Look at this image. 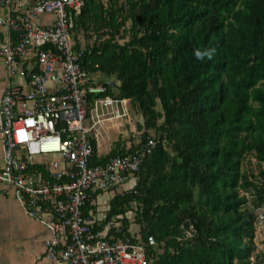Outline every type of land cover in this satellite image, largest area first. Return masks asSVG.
I'll return each instance as SVG.
<instances>
[{
  "label": "trees",
  "instance_id": "obj_1",
  "mask_svg": "<svg viewBox=\"0 0 264 264\" xmlns=\"http://www.w3.org/2000/svg\"><path fill=\"white\" fill-rule=\"evenodd\" d=\"M73 32L83 68L116 77L138 129L170 145L95 229L115 219L131 236L135 209L142 239H156L150 264H264V0H84Z\"/></svg>",
  "mask_w": 264,
  "mask_h": 264
},
{
  "label": "built area",
  "instance_id": "obj_2",
  "mask_svg": "<svg viewBox=\"0 0 264 264\" xmlns=\"http://www.w3.org/2000/svg\"><path fill=\"white\" fill-rule=\"evenodd\" d=\"M84 0H0V25L9 38L0 63L9 84L0 100L3 165L0 186L25 213L50 232L47 259L57 264H150L156 239L123 234L112 219L103 228L83 209L101 192L115 191L135 176L166 140L138 129L126 156L100 160L103 132L131 124V102L120 82L83 68L76 49L73 17ZM43 18V20H42ZM16 35V40L12 39ZM141 123V122H140ZM110 152V151H109ZM249 206H251L249 204ZM264 227V207L254 210Z\"/></svg>",
  "mask_w": 264,
  "mask_h": 264
},
{
  "label": "crops",
  "instance_id": "obj_3",
  "mask_svg": "<svg viewBox=\"0 0 264 264\" xmlns=\"http://www.w3.org/2000/svg\"><path fill=\"white\" fill-rule=\"evenodd\" d=\"M0 14L6 16L8 11L1 9ZM16 40V35L12 34ZM5 27L0 25V46L7 41ZM9 84L5 67L0 63V100ZM111 151V150H110ZM3 165V150L0 141V168ZM96 210L90 212L97 226H102L105 219L107 202L98 203ZM105 206L106 208H104ZM50 237L46 227L30 218L17 199L6 196L0 186V264H57L46 257L45 241Z\"/></svg>",
  "mask_w": 264,
  "mask_h": 264
},
{
  "label": "rangeland",
  "instance_id": "obj_4",
  "mask_svg": "<svg viewBox=\"0 0 264 264\" xmlns=\"http://www.w3.org/2000/svg\"><path fill=\"white\" fill-rule=\"evenodd\" d=\"M43 20V18H42ZM124 41H121L123 43ZM130 108V119L132 120L131 124H127V120L124 119L122 121V127L119 131L116 129H109L108 131L103 132V138L101 139V147H100V155L106 156L110 150H121L122 148L126 147L129 143L134 142V138L132 137V131L135 130L136 125L139 122H144L141 115L135 114L132 107L129 105ZM150 134H155L154 131H149ZM252 169H255L256 163L253 162ZM137 183V180L131 176L123 185L119 186L115 191L109 192H101L95 197V201L100 203L107 202L109 205L110 200L116 194H122L127 192L128 190L132 189ZM107 205V208L109 206ZM106 208L105 206H103ZM136 208L135 205H133ZM135 211V209H134ZM129 213L127 215L130 221V232L132 234H140L141 227L135 224V212ZM255 243L257 246V254L264 253V227L257 229Z\"/></svg>",
  "mask_w": 264,
  "mask_h": 264
}]
</instances>
